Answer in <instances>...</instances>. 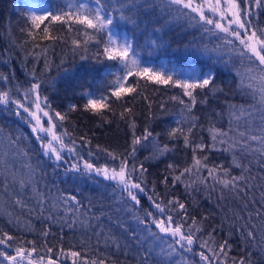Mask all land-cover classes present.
Returning a JSON list of instances; mask_svg holds the SVG:
<instances>
[{
    "label": "snow or ice",
    "instance_id": "snow-or-ice-1",
    "mask_svg": "<svg viewBox=\"0 0 264 264\" xmlns=\"http://www.w3.org/2000/svg\"><path fill=\"white\" fill-rule=\"evenodd\" d=\"M94 2L96 7L93 8L86 3H74L69 0L65 7L56 11H45L41 14L32 12L25 19L26 28H22L21 31L26 32L32 40L39 34H42L46 40H55L56 37L49 31L46 21L49 24L60 22L69 32L74 30L73 25L83 26L78 31L83 35L84 40L81 42L74 39L72 51L74 53L82 51L85 54H82L80 59L87 60V45L90 41H94L102 46V50L96 53L97 57L102 55L104 60L113 61L121 66L115 79L109 81L106 94L97 97L90 90L81 93L82 97L87 98L83 108L106 120L104 111L114 113L113 104L122 107L126 105L128 103L126 96L129 94H135L134 98H138L143 96V91L138 92V89H146L149 84L163 85L180 90L178 95L170 97L171 100L182 105L180 118L176 120L175 126L166 128L162 132H154L149 125H146L143 132L137 135L133 109L124 107L123 111L119 112V117L121 120L128 117L126 123L132 133L131 143L125 150L127 154L115 153L97 145L99 151L119 161L116 167L110 168L107 165L98 167L77 152L75 139L65 142V137H69L70 134L63 128L61 122L67 119L69 112L76 111L78 105H69L64 113L52 108L48 97L41 96V82L35 79L34 73L32 75L35 82L23 90L22 97L14 98L10 90L0 89V105L6 107L15 105L13 114L29 125L31 136H34L39 143V155L47 157L57 166L61 162L69 164L65 168L66 174L74 172L81 177L95 174L115 182L116 188L121 192L120 201L128 204L126 211L132 213L137 223L143 226L142 231L146 233L140 236L134 230L129 231L119 217L115 220V224L124 229L137 246L133 256L136 264H195L187 254L198 257V264H256L253 260V251L264 254V27L259 26L258 13L255 9L264 7V0H239V2L238 0H160V5H163L161 10L167 9L170 14L169 23L183 22L221 41L220 45L209 48L208 44L198 43L194 38L182 48L174 49L180 53L177 57L178 63L186 65L179 70L175 67L169 69L167 64L163 63L159 67L146 65L140 58L141 48L150 52L162 50L165 53L172 48L171 43L164 40L163 35L148 33V24H145L143 29L140 28L144 23L141 17L148 18L149 14L154 13L159 6L156 0H117L115 4L111 0L108 2L94 0ZM241 3L245 5L243 8ZM117 13L121 20L133 25L131 38L126 36L121 39L112 31ZM137 30L143 37V43L136 35ZM160 32L161 29H154V33ZM39 47V44L33 45V48ZM224 47H228L229 51L235 54L244 68L242 72L237 70L236 76L239 78L237 89L246 99L245 103L240 105L224 102L229 116L227 130L216 126L215 118H222V112L212 109L206 113V131L211 140L207 143L202 136L199 138L193 136L194 130L198 128L201 131L205 130L199 123L200 117L195 114L194 109L198 104L207 106L210 96L215 98L217 93L224 92V88L217 83L219 71L212 64L205 62L211 60L212 54L220 52ZM196 57L205 59L200 60ZM97 62L103 63L101 60ZM105 67L107 68L108 65ZM49 68L50 65L46 61L45 70ZM0 80L7 82L9 77L0 72ZM20 91L17 88V93ZM164 107L165 104L161 102L160 108ZM149 109L151 115V105ZM241 120H243L242 125L239 123ZM58 124L61 129L59 133L56 131ZM80 139L84 143H91L85 137ZM26 140L28 136L24 133L4 135L3 129L0 128V177L3 178L0 180V186L5 194L11 191L14 195V204L21 207L27 205L12 186H18L21 191L30 188L42 214L45 210V193L39 190L40 180L37 177L42 178L45 173L39 162L33 164L30 150L21 147ZM176 141H182L183 148L191 152L190 162H185L183 167L175 162L167 163L165 174L160 181L165 188L164 194L156 191L153 182L152 195H147L148 168L145 167L144 162L139 164L133 162L129 166V157L135 161L137 146H140L151 148V155L145 157L146 161L159 160L176 151ZM213 151L229 153L232 157L229 165L225 167L223 163H210L208 153ZM64 153L74 154L75 162L69 163ZM89 155L94 154L89 152ZM249 156L251 159L245 162ZM21 158L24 163L18 168L16 162ZM254 166L258 168L255 175ZM235 170H238V174H233ZM178 184L183 185L184 193L191 201L192 207L199 206L195 194L201 192L208 200H211L212 194L216 193L215 206L220 208L221 212H224V209L220 201L229 198L240 201L242 205L240 211L228 210L231 212L228 236L231 238L232 229L239 232L243 255H231L233 246L229 243V239H217V233L223 227L224 221L229 220L228 214L222 216L220 225L209 228L205 224L209 220L208 215L198 220L190 215L188 202L178 195H169V190L174 189ZM253 189L260 190L258 199ZM141 193H144L150 202L148 208L142 206ZM60 204L65 207V215L72 214V219L67 222L69 229L79 223L81 228L93 230L98 238L97 243L99 238L103 237L106 245L110 240L111 246L117 251L122 248L119 238L111 231L105 234L102 228L96 230L98 224H92V220L98 222L106 215L112 220L111 215L107 213H101L100 216L89 215L91 204L87 210H82L84 206L76 195L61 194L52 207L57 208ZM257 204L259 207L249 210L250 205ZM122 210L124 209L119 207L115 209L117 212ZM246 210L247 217L241 214ZM141 212L143 216L140 215ZM45 219L53 223L58 222L51 215ZM254 219L256 223H252ZM237 220L240 221L239 225L236 224ZM63 226L61 224V228ZM42 235L47 237L49 230L43 231ZM149 240L151 243H147ZM28 243L30 246L26 247L25 242L19 241L16 236L0 231V264H61L59 258L54 259L52 255L40 254L34 241ZM82 243L87 242L82 241ZM123 247L128 249L131 245L125 243ZM197 248L200 251H195ZM45 249L47 254L54 251L53 247L47 246L46 243ZM65 256L73 258L72 264H109L107 257L97 256L94 259H87L80 251L70 250L65 253V250L60 248L58 257ZM112 264H115V261Z\"/></svg>",
    "mask_w": 264,
    "mask_h": 264
},
{
    "label": "trees",
    "instance_id": "trees-1",
    "mask_svg": "<svg viewBox=\"0 0 264 264\" xmlns=\"http://www.w3.org/2000/svg\"><path fill=\"white\" fill-rule=\"evenodd\" d=\"M68 2L69 0H0V72L9 77L7 82L0 80V89L10 90L14 98L15 96H22L23 90L28 88L32 82H35L32 75L34 73L35 79L41 82V96L48 97L52 108L64 113L68 110L69 105H78L77 110L69 112L67 119L61 122L63 128L67 129L70 134L69 137H66L67 140H76L77 152L85 160L98 167L104 165L110 168L116 167L119 161L113 160L107 153L99 151L97 145L115 153L127 154L125 150L131 143L132 133L126 123L128 117L126 116L125 120H121L119 112L123 111L124 107L133 109L137 135L143 132L146 125H149L154 132H162L166 128L174 127L176 120L180 118L179 113L182 105L170 99L171 96L178 95L180 90L163 85L149 84L146 89H138V92L143 91V96L134 98L135 94H129L126 96L128 103L123 107L119 104H113L112 107L115 114L105 110L106 120L92 111L85 110L83 105L87 98L82 97L81 93L90 90L97 97L101 94H106V87L109 81L115 79V75L119 72L121 66L113 61L104 60L102 55L97 57L96 53L102 50V46L97 45L94 41H90L87 45V60L80 59V56L85 54L82 51L75 53L72 51L74 47L72 41L74 39H78L81 42L84 40L83 35L78 31L83 26L73 25L74 30L69 32L67 27L60 22L49 24L46 21L45 23L49 25V31L56 37L55 40H46L42 34L36 35L35 39L32 40L26 32L21 31L22 28H26V17L32 13L29 5L36 7L37 12L43 13L63 8ZM72 2L86 3L90 7H96L94 0H72ZM105 2H108V0H105ZM111 2L115 4L117 0H111ZM156 3L159 6L154 13H150L148 18L141 17L144 19V23L140 25V28L143 29L145 24H148L147 32L154 35H163L164 40L171 43L172 48L168 49L166 53L162 50L150 52L148 49L141 48L139 49L141 60L151 61L154 64L162 61L167 64L169 69L175 67L179 70L185 68L186 65L178 63L177 57L180 56V53L174 51V49L182 48L184 44L194 38L198 43L208 44L209 48L221 44L217 37L211 34H203L201 30L189 27L183 22L169 23L171 17L167 9L161 10L163 5H160V0H156ZM244 6V3H241V7L243 8ZM109 11H111V8ZM255 11L258 13L259 26L264 27V7L255 9ZM132 28L133 25L121 20L118 13L115 15L112 30L116 35L131 38ZM154 29H161V32L154 33ZM136 35L140 38V42L143 43V37H141L139 30H137ZM34 44H39L40 47L33 48ZM42 49H46V51H42ZM196 59L204 60L205 58L196 57ZM97 60H101L103 63H98ZM46 61L50 65L47 71L45 70ZM205 62L212 64L219 71L220 75L217 83L224 88V92L217 93L215 98L209 97L207 106L198 104L196 109H194L195 114L200 117L199 123L205 130L201 131L198 128L194 130L193 136L197 138L202 136L205 142L210 143V135L206 131V113L212 109H215L216 112H222V118H215L217 120L216 126L227 130L229 127V116L224 102L229 101L232 104L240 105L245 103L246 97L242 96L237 89L239 78L236 76V71L242 72L244 68L235 54L229 51L228 47H224L218 53H213L212 59ZM105 65H108V67L106 68ZM141 85H143V80H141ZM17 88L21 90L19 93H17ZM144 97H147V99H144ZM161 102L165 104L163 109L160 108ZM149 105H151V115L149 114ZM14 111V104L7 107L0 105V128L3 129L4 135L8 133L13 135L24 133L28 136V140L21 147L30 150L33 164L39 162L41 169L45 173L42 178L37 177L40 180L39 190L45 193V210L42 214L40 213L39 206L30 188L21 191L18 186H12L16 189V194L27 205V207H21L14 204V195L11 191L5 194L2 186H0V231H6L16 236L19 241L25 242L26 247L30 246L28 242L34 241L35 246L40 250V254L52 255L54 259L59 258L61 264H72L73 258L70 256L58 257L60 248H63L65 253L70 250L80 251L82 256L87 259H94L97 256L107 257L109 258V264H112L113 261H115V264H136L133 256L136 253L137 246L125 230L115 224V220L119 217L129 231L134 230L140 236H144L146 233L142 231L143 226L137 223L132 213L126 211L128 204L125 201H120L121 192L116 188L115 182L105 180L102 176L95 174L90 177H81L74 172L66 174L65 168L69 164L61 162L57 166L47 157L39 155L40 147L35 137L31 136V129L27 125L20 123L21 121L18 117L13 114ZM108 121L111 122L109 123ZM239 123L242 125L243 120ZM57 127L60 131L59 124ZM81 137H85L91 143H84L81 141ZM175 143L177 145L176 151L159 160H145V157L151 155L150 147L137 146L136 160L133 161L129 157V166L133 162L137 164L144 162L145 167L148 168L147 195H152L153 182H155L156 191L164 194L165 188L160 181L165 174L167 163L175 162L183 167L185 162H190L191 152L183 148L182 141H176ZM89 152L94 155H89ZM208 155L210 163H223L225 167L229 165L232 159L229 153L218 151L210 152ZM247 159H251V157H247L245 162H247ZM74 162L72 161V163ZM16 163L19 168L24 163L23 158ZM257 172L258 168L254 166L253 174L255 175ZM233 174H238V170H235ZM2 179L0 177V180ZM253 191L258 199L260 190L253 189ZM61 194L76 195L84 206L82 210H87L91 204V213L89 215L100 216L101 213L111 215L112 220H109L106 215L102 216L98 222L92 220V224H98L99 227L96 230L99 231L102 228L105 234L111 231L112 234L119 238L122 248L117 251L111 246L110 240L106 245L103 237L99 238V243H97L98 238L94 235L93 230H85L81 228L79 223L74 228L69 229L67 222L72 219V214L68 213L65 215L63 204H60L57 208L52 207L54 201H57ZM172 194L178 195L182 200L188 202L190 215L195 216L198 220L202 216L208 215L209 220L205 224L209 228L220 225L222 216L227 213L229 220L224 221L223 227L217 233V239H229V243L233 246L231 255H243L239 232L236 229H232L231 238L228 236L231 220V212L228 210L235 209L240 211L242 209L240 201L232 198L220 201L219 203L224 209V212H221V209L215 206L217 203L216 193L212 194L211 200L205 199L203 192L195 194L198 207L191 206V201L184 193L183 185L178 184L174 189H170L169 195ZM124 195L126 196V193ZM140 195L143 208H148L150 202L147 200V196L144 193ZM249 195L251 196V193ZM117 207L124 210L117 212L115 211ZM257 207H259L258 204L250 205L249 210ZM241 214L247 217V210ZM50 215L58 222L53 223L45 219V217ZM140 215L143 216V213L141 212ZM239 223L240 221L237 220L236 224L239 225ZM252 223H256V220L254 219ZM61 224L64 225L63 228H61ZM46 229L49 230V235L44 237L42 232ZM82 241L87 243H82ZM45 243L47 246L53 247V253H46ZM125 243L131 245V247L125 249L123 247ZM147 243H151V240L147 241ZM195 251L198 252L200 249L197 248ZM125 252H127V255H125ZM187 255L195 261V264H198V257H192L191 254ZM253 260L256 261V264H264V254L253 251Z\"/></svg>",
    "mask_w": 264,
    "mask_h": 264
},
{
    "label": "rangeland",
    "instance_id": "rangeland-1",
    "mask_svg": "<svg viewBox=\"0 0 264 264\" xmlns=\"http://www.w3.org/2000/svg\"><path fill=\"white\" fill-rule=\"evenodd\" d=\"M29 7H30V9H32V12H35V13H37V14H41V12L39 11V12H37V8L36 7H33L32 5H29ZM113 31V30H112ZM114 32V31H113ZM115 33V32H114ZM116 34V33H115ZM125 36H122V37H120L121 39H123ZM143 61V60H142ZM143 63H145L146 65H152V66H155V67H159L162 63L164 64V62H162V61H160V62H157L156 64H154V63H152L151 61H143ZM15 97H17V96H15ZM20 97H22V96H20ZM27 103V102H26ZM18 119L21 121L20 123L21 124H25V125H27L28 127H29V125L26 123V121H24V120H21L19 117H18ZM30 128V127H29ZM56 131L59 133L60 131L58 130V127H57V129H56ZM65 142L67 143L68 142V140H67V138L65 137ZM39 144V143H38ZM71 146V145H70ZM64 155H65V157H66V159L70 162V163H72V161H74L73 160V155L74 154H69V153H64Z\"/></svg>",
    "mask_w": 264,
    "mask_h": 264
}]
</instances>
